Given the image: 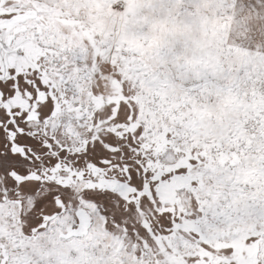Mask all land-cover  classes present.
<instances>
[{
    "label": "snow or ice",
    "instance_id": "snow-or-ice-1",
    "mask_svg": "<svg viewBox=\"0 0 264 264\" xmlns=\"http://www.w3.org/2000/svg\"><path fill=\"white\" fill-rule=\"evenodd\" d=\"M0 264H264V0H0Z\"/></svg>",
    "mask_w": 264,
    "mask_h": 264
}]
</instances>
